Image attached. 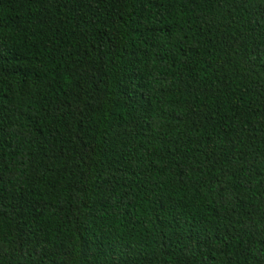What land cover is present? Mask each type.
I'll return each instance as SVG.
<instances>
[{
  "label": "trees",
  "instance_id": "16d2710c",
  "mask_svg": "<svg viewBox=\"0 0 264 264\" xmlns=\"http://www.w3.org/2000/svg\"><path fill=\"white\" fill-rule=\"evenodd\" d=\"M0 264H264V0H0Z\"/></svg>",
  "mask_w": 264,
  "mask_h": 264
}]
</instances>
